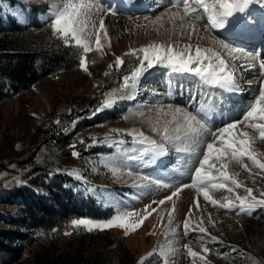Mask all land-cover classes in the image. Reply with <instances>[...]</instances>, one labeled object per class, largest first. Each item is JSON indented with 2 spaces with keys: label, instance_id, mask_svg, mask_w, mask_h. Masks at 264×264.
Segmentation results:
<instances>
[{
  "label": "rangeland",
  "instance_id": "1",
  "mask_svg": "<svg viewBox=\"0 0 264 264\" xmlns=\"http://www.w3.org/2000/svg\"><path fill=\"white\" fill-rule=\"evenodd\" d=\"M64 2L0 0L1 26L9 27L15 21L30 27L29 32L10 29V34L22 36L20 44L32 40L35 46L55 40L61 44L57 50L62 51V45L71 48L68 57L71 61L66 70L45 76L25 90L19 88L13 92L9 83L2 87L0 230H20L28 235L14 240L0 236V243L5 240L12 250L0 252V264H65L69 260L66 250L73 238L81 244L95 240L107 243L105 249L121 244L129 251L130 264H139L141 258H144L143 264H203L199 258L194 260L188 255L186 244L200 251L209 264H264V207H257L251 215H238L235 210L211 205L202 195L197 197L193 188H184L172 201L159 204L177 187L191 183L205 147L200 143L197 148L194 138L186 137L183 130L179 133L181 141L162 140L165 127L175 136L177 125L183 124L182 115L175 110L196 115L212 131L241 119L264 81L259 67L264 48L244 47L224 34L227 29L206 27L207 17L202 11L199 21L185 17L183 22H175L170 14L183 13L182 7H172L176 0L141 3L139 0H94L102 11L94 8L89 19L98 28L99 17L103 16L107 36L101 33L103 47L97 50L95 29H86L93 50L85 54L74 41L66 44L54 35L50 27L53 11ZM142 5L151 10L140 8ZM132 7L139 9L132 10ZM246 10L264 26V3H253ZM189 23L196 27L191 37V29L181 27ZM6 32L0 33V50L5 48L1 40L6 41L7 36L8 48L13 52L19 43L13 42L15 39ZM215 41H222L237 51L230 53L216 46ZM150 43H171L176 50L189 44L201 48L212 46L235 73L240 95L233 98L221 87L203 82L194 74L175 72L160 64L131 79L138 58L126 53ZM82 56H86L87 72L80 66ZM117 56L124 61L119 66L115 65ZM125 76L130 77L128 86L137 83L143 90L152 92L144 97L141 105L138 101L143 96L137 105L126 103L120 97L115 105L109 106L108 94L126 88ZM152 77L158 82L154 87L150 85L154 81ZM144 111L152 114L139 118ZM238 127L258 137L250 126ZM133 130L157 143H165L167 152L155 157L144 153V148L152 146L147 141L141 143V137L131 135ZM206 138L204 134L201 140ZM177 148L192 150L177 151ZM254 149L264 153V141L257 138ZM73 152L79 155L74 156ZM244 163L253 175L234 161L228 165V171L238 174L236 179L245 187L253 188V194L260 198L264 191V171L246 158ZM156 180L161 183L157 185ZM238 192L243 195V188ZM211 195L223 201L230 194L212 190ZM146 206L151 215L145 213ZM126 212L138 214L133 220L147 215L142 225L135 231L129 230L127 235L119 227L87 231L84 226L71 224L74 219L104 222ZM186 216L190 227L203 226L208 234L190 230L185 235ZM213 236L217 239L212 240ZM203 247L209 251L204 253ZM161 249L166 255H161ZM107 258L104 251L98 262L102 264Z\"/></svg>",
  "mask_w": 264,
  "mask_h": 264
},
{
  "label": "snow or ice",
  "instance_id": "2",
  "mask_svg": "<svg viewBox=\"0 0 264 264\" xmlns=\"http://www.w3.org/2000/svg\"><path fill=\"white\" fill-rule=\"evenodd\" d=\"M261 2L264 0H176L172 5L174 8L182 7L183 14L179 11L170 14V18H178L181 21L185 17H190L192 20L199 21L201 19V11L207 17L206 27L211 29H224L234 27L237 24L244 22V17L240 14L246 12L249 5ZM102 11L100 5L96 4L94 0H65V2L56 7L52 13L51 29L53 34L63 39L64 42H73L82 49L83 53L92 51V46L86 29L89 27L95 29V47L101 50V33L106 37L107 30L104 22V17H99L98 28L94 22H91L89 17L93 9ZM159 19V18H158ZM182 28H190L189 37L196 32L195 24L189 23L182 24ZM220 46L227 49L230 53H235L236 49H231L227 44L222 41L219 42ZM192 45H185L183 49L176 50L175 45L169 43L167 45L159 43H150L139 49H132L126 55H136L138 58V66L131 74V79H137L144 71L152 68L156 64L165 65L175 72L191 73L195 76L202 78L207 83L216 85L229 90H238L235 80V73L229 69L228 62L223 58L219 51L212 48H201L199 45L195 46L194 54L192 52ZM235 58V57H234ZM123 59L120 56L116 57L115 65L123 64ZM80 66L85 72L88 71L86 56L81 57ZM251 67L252 65H248ZM113 65H109L112 68ZM259 67L261 74L264 75V59L260 60ZM107 75V73H106ZM125 87L128 86L130 77L125 76ZM111 103V101L109 102ZM107 106V105H105ZM98 109L97 111H99ZM205 109L202 107L201 109ZM210 110V109H208ZM176 114H181L183 117V124L177 125L175 136L169 134V129L165 127L162 130V140L165 142L181 141L179 133L183 130L185 136H192L194 138L195 146L198 148L200 143H204L205 147L201 157L197 161V166L194 168L191 183L184 184L177 187L171 195L166 196L159 201L163 205L165 201H172L174 197L184 188H193L197 192V197L201 196L206 202H210L213 206H218L221 209L228 211L235 210L239 214L251 215L257 207H264V191L260 193V198L254 195V189L245 187L240 183L236 173H229L228 165L231 162L241 164V166L249 172L253 173L244 163L245 158L250 160L252 165L264 171V153H257L254 149V144L257 138L264 141V81L259 84L258 95L255 96L252 103L246 108L241 119L232 120L226 123L223 127L212 131L208 129L205 124L197 118L196 115L190 113H182L180 109L175 110ZM59 123V121H57ZM250 126L253 131L258 133L257 136L250 135L248 131L241 130L239 125ZM155 130V129H154ZM131 135L139 136L142 138L141 143L147 141L152 147L144 148V153H151L153 157L165 154L167 152L166 144L161 142L157 143L155 140L144 136L142 132L136 133L133 130ZM207 134L206 139L201 140V137ZM177 151H191L188 148H177ZM74 156L79 153L73 152ZM136 159V157H130ZM155 183L159 185L161 182L156 180ZM166 186V185H165ZM243 188L244 194L240 195L238 190ZM212 190H224L229 193L225 196L223 201L216 200L211 195ZM197 208L199 207V199L195 201ZM175 210L173 206V211ZM145 213L151 215L146 206ZM156 211V209H152ZM192 209H189V214ZM135 212L118 213L111 219L104 222H97L91 219H74L71 224L75 227L84 226L87 231L93 229L105 230L112 227H119L125 230V235L129 230L135 231L143 223V219L147 215L139 217L135 220L132 218L137 217ZM172 219V213H169V221ZM210 222H212L210 220ZM185 235L189 231H198L201 234L207 235V229L200 225H192L190 227L189 217H185L183 224ZM69 234V233H66ZM216 240L217 237H211ZM188 255L193 258H199L203 264H209L204 255L200 251L193 250L189 245H184ZM204 253L208 252L207 247H203ZM151 255V253L149 254ZM161 255H166L161 249ZM143 259L139 264H143ZM255 264V262H254Z\"/></svg>",
  "mask_w": 264,
  "mask_h": 264
},
{
  "label": "trees",
  "instance_id": "3",
  "mask_svg": "<svg viewBox=\"0 0 264 264\" xmlns=\"http://www.w3.org/2000/svg\"><path fill=\"white\" fill-rule=\"evenodd\" d=\"M5 27L0 25V33L7 31L5 34L14 38L15 40L12 41L19 44L15 45V50L11 52L8 48L9 42L7 40L9 38L6 36V41L1 40V45H4L5 48L0 50V94L3 92L2 87L7 85V83H9L13 92L19 91V88L25 90L45 76L69 68L71 61L68 58L71 49L69 46L62 45L63 50L59 51L57 48L61 44L59 45L58 41L55 40L53 42L40 43L35 46H32V40L27 44H20L23 39L21 38L22 36H17L14 33L10 34V29L29 32L30 27L21 26L15 21H11L9 27ZM36 65H39V67L36 68ZM3 81L5 83H1ZM27 235V233L21 232L20 230H0V236L11 240H14L16 237H27ZM105 244L107 245V243ZM105 244L96 240L81 244V242L73 238L66 250L71 262L67 260L65 264H82V262L83 264H101L98 260L104 251L107 252L108 258L107 261L105 259L102 260V264H130V254L127 248L120 244L116 248L105 249ZM8 251L12 250H10V247L7 246L4 240L0 243V252L4 254L5 252L9 253Z\"/></svg>",
  "mask_w": 264,
  "mask_h": 264
},
{
  "label": "bare ground",
  "instance_id": "4",
  "mask_svg": "<svg viewBox=\"0 0 264 264\" xmlns=\"http://www.w3.org/2000/svg\"><path fill=\"white\" fill-rule=\"evenodd\" d=\"M141 2H143V0H139V3H141ZM143 4V3H142ZM137 6V5H136ZM140 8H145L147 11H149V10H151L150 9V7H148L147 5H142V7H140ZM138 10L139 8H135V7H132V10ZM180 12V11H179ZM247 12H245V13H243V14H240L241 16H243V17H245V16H247V17H249L247 14H246ZM183 13H181V15H182ZM249 15H251V14H249ZM169 18V17H168ZM248 19H250V18H244V22L242 23V24H237V25H235L234 27H229L226 31L225 30H223V31H225V33L224 34H226V35H229L231 38H233L235 41H238V42H240V44L242 45V46H244V47H252L253 45H255L256 43H255V41L254 40H251V41H246V38H248L249 37V35L251 34V31H254V29H252V27H250L249 26V24L247 23L248 22ZM170 20V19H169ZM175 22L177 21H179L180 19H178V18H175V19H173ZM166 21H168V19L166 20ZM181 21V20H180ZM173 22V21H172ZM181 22H183V21H181ZM260 22V21H259ZM161 23V22H160ZM258 27H260V25L258 26ZM172 28V27H171ZM179 28V30L181 31L182 30V28L179 26L178 27ZM261 29H263L259 34H254L255 36H256V39L257 40H259V41H261V43H264V35H263V32H264V26H262V28ZM233 40V41H234ZM234 41V42H235ZM220 41H215V45L216 46H218V47H221L220 46V43H219ZM248 44H251L250 46L248 45ZM209 48H212L213 50H215L212 46H210ZM224 49V48H223ZM195 51V46H193V48H192V52H194ZM216 51V50H215ZM153 78V77H152ZM154 79V78H153ZM152 79V80H153ZM186 79V78H185ZM199 79V78H198ZM151 80V81H152ZM203 82H206V81H204L203 79H201ZM186 82H194L193 80H185ZM152 84H150V85H152L153 87L158 83L157 82V80H155L154 79V81H152L151 82ZM161 84V83H160ZM221 89L223 90V92L224 91H226L227 93H229L230 95H232L233 96V98H236V97H238L237 95L239 94L240 95V89H239V87H238V90H227V89H225V88H222L221 87ZM230 91V92H229ZM152 92V90L150 91V90H143L140 86H139V84H132V85H129V86H127L126 88H123V89H121V90H117V91H113V92H111V93H109L108 94V96H107V98H106V102H107V104L109 105V106H113V105H115L118 101H119V99H120V97H124V99H123V101L125 100L126 101V103H133V104H136L137 105V101L143 96V98L142 99H140L138 102H140V105H141V101H143V99H145L144 97H147L148 96V94L149 93H151ZM237 99V98H236ZM111 101V103H109ZM143 103V102H142ZM141 113V115H140V117L139 118H143L145 115H147V114H152V112H148V111H144V112H140ZM181 122H183V120L181 121ZM135 132L137 133V130H135ZM159 156H161V155H159Z\"/></svg>",
  "mask_w": 264,
  "mask_h": 264
}]
</instances>
